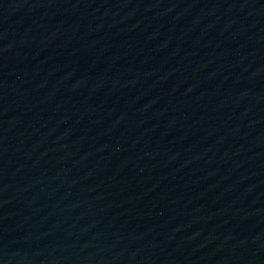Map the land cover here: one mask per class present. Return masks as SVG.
Instances as JSON below:
<instances>
[{
    "label": "water",
    "instance_id": "1",
    "mask_svg": "<svg viewBox=\"0 0 264 264\" xmlns=\"http://www.w3.org/2000/svg\"><path fill=\"white\" fill-rule=\"evenodd\" d=\"M0 264H264V0H0Z\"/></svg>",
    "mask_w": 264,
    "mask_h": 264
}]
</instances>
